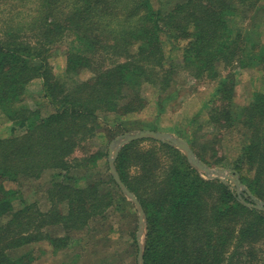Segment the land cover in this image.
Listing matches in <instances>:
<instances>
[{"label": "trees", "instance_id": "1", "mask_svg": "<svg viewBox=\"0 0 264 264\" xmlns=\"http://www.w3.org/2000/svg\"><path fill=\"white\" fill-rule=\"evenodd\" d=\"M259 1L169 0L161 9L151 0H0V114L13 126L0 134V264H30L31 252H14L42 241L65 249L114 205L107 185H118L106 162L97 179L71 175L106 157V150L73 156L99 133L101 116L143 111L146 87L153 98H171L180 71L217 79L218 93L230 94L223 71L252 64L261 66L264 83V45L246 43L237 29ZM163 33L180 61L166 60ZM61 45L68 47L66 67L57 76L50 58ZM83 72L90 77L80 79ZM36 79L52 108L45 116L23 104ZM213 113L222 116L217 133L196 145L194 132L192 149L202 161L207 149L220 160L213 140L221 144V130L233 135L239 128L242 149L227 167L246 188L239 194L233 182L203 179L162 142L141 148L143 139L131 141L117 156L120 180L147 220L143 264H264V211L246 205L264 202V93L255 91L235 111L227 104ZM46 171L53 178L45 190L50 207L42 211L26 202L21 186Z\"/></svg>", "mask_w": 264, "mask_h": 264}, {"label": "rangeland", "instance_id": "2", "mask_svg": "<svg viewBox=\"0 0 264 264\" xmlns=\"http://www.w3.org/2000/svg\"><path fill=\"white\" fill-rule=\"evenodd\" d=\"M151 1L156 8L161 9L166 8L169 3V0ZM257 5V9L248 14L242 21L239 20V28L237 27L240 29L239 33L242 34L245 42L250 45L254 43L264 45V0H260ZM161 40L166 60L169 62L180 61V55L179 58L175 59L180 51L174 48V41L169 35L163 33ZM67 48L65 45H61L52 51L50 66L57 76L65 73ZM79 77L85 80L90 77V74L83 72ZM221 78L230 87V94L218 93L217 79L200 80L194 78L187 71H180L174 76V86L169 92L173 93L171 98L165 99L166 94L163 97L156 96L153 98V91L146 87L143 89V94L144 96L148 95V98L150 97V102L143 111L127 116L116 114L101 116L100 126L97 130L99 133L80 145L73 156L83 158L86 154L105 150L107 155L98 159L95 165L74 168L71 172L72 177L77 179L81 177L83 180L97 179L98 172H102V174L105 172V162L109 169L108 153L110 144L114 140L126 134L153 131L171 135L184 142L192 150L195 157L209 169L223 174L228 173L233 178H239L237 171L233 173L227 168L231 167L233 159L242 149L243 142L241 141L244 138L239 128H236L237 131L233 135L223 134L221 130L220 133L224 135L221 144H216V141L213 140V151H218L220 160L213 158L211 156L212 150L207 149V157L205 161H202L192 149V139L195 132L198 140H196L197 143H194L197 145L202 140L208 139L210 141L212 139L211 133H217L220 122L215 119H222V116L218 113L212 114V107L230 104L232 111H235L240 105L248 104L255 91L264 93L261 66L250 64L244 68L229 67L223 71ZM25 95L23 104L29 106L30 109L39 110L43 116L52 111L51 106L43 98L39 79L30 83ZM209 114L214 117L212 121L207 118ZM195 121L198 122L194 127ZM11 128H13L11 122L0 114V134H7ZM226 131L228 132V130ZM100 133L106 135L107 138L101 137ZM143 140L139 146L141 148L149 147L152 141H156L151 138ZM178 151L184 155L183 152ZM184 157L186 158L185 155ZM198 173L205 180H218L209 179L203 173ZM52 178V173L46 171L40 179L25 182L21 186V190L26 202H34L42 211H47L50 203L47 201L45 190ZM103 178L107 179L108 177L104 174ZM239 187L240 190L246 189L242 183ZM107 188L112 189L115 193L114 205L109 207L103 215L91 219L85 229L75 235V239L68 247L54 251L48 242L42 241L15 251L14 255L31 252L33 260L30 264H138L136 235L139 227V213L136 205L119 187L116 188L111 184L107 185Z\"/></svg>", "mask_w": 264, "mask_h": 264}, {"label": "water", "instance_id": "3", "mask_svg": "<svg viewBox=\"0 0 264 264\" xmlns=\"http://www.w3.org/2000/svg\"><path fill=\"white\" fill-rule=\"evenodd\" d=\"M145 138H151L153 140L166 143L181 152L186 156L187 161L189 164L198 172L203 173L207 178L209 179H218L221 182L228 184L229 182H233L237 186V193L239 194L241 192L240 190V182L237 178H233L228 173H220L219 171H213L206 167L204 164H202L193 154L192 150L181 140L176 139L168 134H163L159 132H153V131H140L134 134H126L123 135L116 140H114L110 144L109 153H108V163H109V170L112 178L118 185V187L121 189V191L136 205V208L139 213V227L136 235V242L138 245V264H143V252H144V246H145V237H146V219H145V213L139 203V201L136 199V197L131 193L127 187L121 182L119 174L115 167V161L117 159V156L120 152V150L131 141L145 139ZM245 203V202H243ZM246 205L250 208H254L257 210L264 211V202L258 201L256 204H249L246 203Z\"/></svg>", "mask_w": 264, "mask_h": 264}]
</instances>
